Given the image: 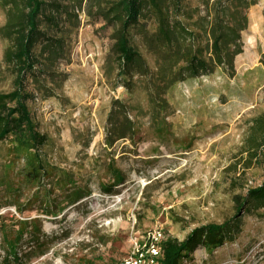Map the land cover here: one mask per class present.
<instances>
[{"label":"rangeland","instance_id":"obj_1","mask_svg":"<svg viewBox=\"0 0 264 264\" xmlns=\"http://www.w3.org/2000/svg\"><path fill=\"white\" fill-rule=\"evenodd\" d=\"M263 7L258 0L247 11L234 76L208 55L207 76L167 93L137 78L132 94L116 85L113 29L102 21L77 12L76 28L71 18L48 27L34 49L37 82L27 83L28 111L47 141L39 150L0 142V264H117L136 234L160 227L163 243L182 242L233 217L231 241L179 264H264L262 210L238 215L233 201L264 182V144L255 158L248 144L264 114ZM59 38L60 58L50 60ZM5 47L0 38V93L13 89ZM124 115L130 136L110 144Z\"/></svg>","mask_w":264,"mask_h":264},{"label":"trees","instance_id":"obj_2","mask_svg":"<svg viewBox=\"0 0 264 264\" xmlns=\"http://www.w3.org/2000/svg\"><path fill=\"white\" fill-rule=\"evenodd\" d=\"M257 2L0 0V11L4 18L0 38L6 43L3 61L13 77V89L0 93V142L12 137L21 143H30L33 149L39 150L47 141L46 136L36 130L28 111V102L33 95L28 92L27 83L32 79L37 82L36 68L41 63L34 49L42 37L46 38L48 27L61 29V25L64 27V23L71 18L76 28L77 12L102 21L113 29L110 63L116 74V85L132 94L137 87L133 80L137 78L145 81L152 91L167 93L179 84L207 76L208 55L221 72L229 77L234 76V60L242 53V35L249 25L247 11ZM55 41L58 47L51 52L50 60L60 58L59 51L63 44L61 38ZM142 51L153 58L152 67ZM260 64L264 69V52ZM113 126L114 138L110 144L130 136L132 123L125 115L120 128L116 123ZM251 129L248 144L254 148L250 158H255L257 148L264 144V114L253 120ZM243 193L233 197L237 214L246 206H252L261 209L263 216L264 182ZM233 218L218 225L197 228L182 242L166 241L162 246L160 264H179L199 247L217 248L231 241L239 232L240 224V220Z\"/></svg>","mask_w":264,"mask_h":264},{"label":"built area","instance_id":"obj_3","mask_svg":"<svg viewBox=\"0 0 264 264\" xmlns=\"http://www.w3.org/2000/svg\"><path fill=\"white\" fill-rule=\"evenodd\" d=\"M163 242L164 235L160 227L136 234L131 240L128 254L117 264H159Z\"/></svg>","mask_w":264,"mask_h":264}]
</instances>
